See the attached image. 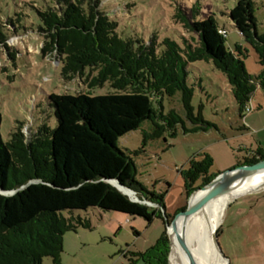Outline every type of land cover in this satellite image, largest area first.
Here are the masks:
<instances>
[{"label":"trees","instance_id":"16d2710c","mask_svg":"<svg viewBox=\"0 0 264 264\" xmlns=\"http://www.w3.org/2000/svg\"><path fill=\"white\" fill-rule=\"evenodd\" d=\"M57 3L38 11L46 39L43 54L62 56L66 80L84 76L90 67L85 80L88 86L109 82L115 92L95 96L52 93L49 100L57 126L43 124L28 136L20 125L8 142L1 134L0 114V188L5 192L20 189L13 195L0 192V264H44L46 257L52 258V264H63L65 235L81 228L93 229L88 216L67 217L63 211L90 208L143 217L149 223L162 218L166 224L162 236L147 251L137 253L134 263L169 264L167 226L187 206L168 215L165 194L137 181L135 162L118 142L145 121L153 125L152 131L145 133V141L175 133L179 125L186 132L211 125L201 110L195 113L192 104L194 89L188 84L192 62L212 61L227 76L240 111L246 110L258 86L264 88V33L258 32L255 3L238 0L228 15L259 57L262 71L257 76L246 69L247 50L242 45L226 49V35L220 32L226 28L212 15L196 20L178 13L175 17L191 37L182 35V41L177 42L170 38L158 41L153 36L146 42L134 36L123 38L118 22L101 9V0ZM177 92L181 93L185 117L175 109L165 114L161 102V109L155 107L156 98L173 97ZM185 118L196 127L187 129ZM261 159L264 146L248 152L239 165ZM213 165V157L203 153L181 172L188 199L216 177L210 175ZM113 181L159 207L132 201ZM221 233L219 229L218 235Z\"/></svg>","mask_w":264,"mask_h":264},{"label":"rangeland","instance_id":"374dc122","mask_svg":"<svg viewBox=\"0 0 264 264\" xmlns=\"http://www.w3.org/2000/svg\"><path fill=\"white\" fill-rule=\"evenodd\" d=\"M253 1L258 32L263 34L264 0ZM237 2L101 0L100 7L118 22L123 38L134 36L146 42H150L153 36L158 41L170 38L177 42L182 41V35L191 37L175 17L178 13L196 20L212 15L228 32L226 49L234 50L238 44L242 45L247 50L246 69L250 75L257 76L262 71L259 57L228 15ZM50 6H58L57 0H0V114L1 134L6 142L20 125H24L23 131L28 136L43 124L51 128L57 126L55 109L49 100L52 93L95 96L115 92L109 82L90 88L85 82L90 67L84 76L76 75L74 79L66 80L62 74V56L56 52L43 54L46 39L40 30L42 21L38 11ZM188 71V84L194 89L192 104L195 113L199 114L201 110L211 125H206V130L188 132L179 125L175 133L167 132L160 138L145 141V133L153 128L151 121H145L139 129L122 136L118 142L135 162L137 181L157 194H165L168 215H175L188 205L181 172L188 169L192 158L210 154L214 159L210 175L218 176L238 166L248 152H256L264 146V88L258 86L248 105L253 111L241 112L227 76L212 61L192 62ZM159 102L165 114L175 109L185 117L180 92L173 97L156 98L155 107L161 109ZM185 123L187 129L196 127L186 118ZM255 201L257 206L253 207ZM243 203L251 204L248 207L257 210L264 221V188L243 195L224 208L218 230L222 229L219 241L228 258L226 264L228 261L229 264H264V226L260 230L254 228L255 213H252L244 221V227L243 218L236 215V209ZM63 214L67 217L72 214L88 216L93 224L92 230L81 228L80 235L74 232L65 235L63 264H145L142 261L134 263L138 259L137 253L154 246L166 228L160 217L149 223L143 217L100 208L65 210ZM212 252L219 254L215 246ZM44 264H52V258L46 257Z\"/></svg>","mask_w":264,"mask_h":264},{"label":"bare ground","instance_id":"6f19581e","mask_svg":"<svg viewBox=\"0 0 264 264\" xmlns=\"http://www.w3.org/2000/svg\"><path fill=\"white\" fill-rule=\"evenodd\" d=\"M113 183L123 188L116 181H113ZM263 188L264 171H261L250 176L230 194L216 198L199 211L189 216L186 220L180 222V228H184L186 237L198 264H226L228 259L220 255L219 252L218 255L212 252V247L215 246L212 234L215 229H218L222 212L224 208L235 199L246 194L258 192ZM123 189L130 193L131 197H137L136 194L129 191L127 187ZM201 193L202 192L197 193L192 202H194ZM169 232L172 239L170 253L171 264H190L188 256L178 241L175 228L171 226Z\"/></svg>","mask_w":264,"mask_h":264},{"label":"water","instance_id":"95a60500","mask_svg":"<svg viewBox=\"0 0 264 264\" xmlns=\"http://www.w3.org/2000/svg\"><path fill=\"white\" fill-rule=\"evenodd\" d=\"M264 171V159H261L257 163L254 164H244V165H238L235 168L229 169L218 176H216L211 182L206 184L203 187H200L197 189L189 198L187 208L179 211L173 218V220L168 223L167 226V232L171 240V246H172V239L169 232V228L172 226L175 228V233L177 234L178 241L183 248L184 252L189 258L190 264H198L193 251L190 247L189 241L186 237L184 228H180V222L182 220H186L189 216L199 211L201 208L209 204L211 201L215 200L216 198H219L221 196L230 194L233 192L238 186H240L246 179H248L250 176H253L254 174ZM34 181H31L29 184L23 186L21 189L27 187ZM118 182V181H117ZM119 183V182H118ZM121 187L125 188L121 183H119ZM121 192H123L125 195H127L132 201L144 203L149 206H155L158 207L157 204L148 202L145 199H141L140 197L133 198L131 197L130 193L124 191L123 188L118 187L114 184ZM127 189L135 194L134 190L127 187ZM20 189H16L13 191L5 192L3 189L0 188V192L6 195H13L17 193ZM202 192L201 195L192 202L194 196ZM165 212V210H164ZM213 242L215 246L217 247L218 252L220 255H222L224 258L228 259L225 254L223 253V250L220 245L219 241V235H218V229H215V231L212 234Z\"/></svg>","mask_w":264,"mask_h":264},{"label":"crops","instance_id":"0c3cea01","mask_svg":"<svg viewBox=\"0 0 264 264\" xmlns=\"http://www.w3.org/2000/svg\"><path fill=\"white\" fill-rule=\"evenodd\" d=\"M246 127V126H245ZM229 205V204H228ZM253 205V207H255V206H257V201H255L254 202V204H252ZM248 206H251V204H245V203H243L242 205H240L237 209H236V215H237V217L240 219V218H243V225H244V227H246V225H245V223H244V221L245 220H247L248 219V217H250L251 215L250 214H252V213H255V215H254V220H253V223H254V228H257L258 227V229L260 230L263 226H264V221L258 216V214L256 213L257 212V210L255 211V210H251ZM230 207H231V205H230ZM230 207H229V209H230ZM236 215H235V217H236ZM228 217V216H227ZM250 221H252V220H250ZM242 223H240V224H242ZM223 226V225H222ZM80 230L81 229H79L77 232H74L75 234H77V235H80ZM261 233L259 234V238H261L262 237V231H260Z\"/></svg>","mask_w":264,"mask_h":264},{"label":"built area","instance_id":"2783aa9c","mask_svg":"<svg viewBox=\"0 0 264 264\" xmlns=\"http://www.w3.org/2000/svg\"><path fill=\"white\" fill-rule=\"evenodd\" d=\"M220 32H221L222 34H224V35H227V33H228L227 30H225V29H221ZM246 111H248V112H252V111H253V110H252V107H251V106H247Z\"/></svg>","mask_w":264,"mask_h":264}]
</instances>
